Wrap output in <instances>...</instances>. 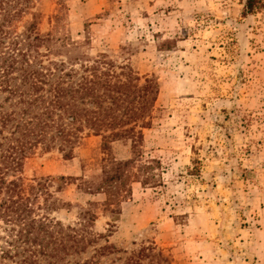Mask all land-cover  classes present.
<instances>
[{
	"label": "rangeland",
	"instance_id": "rangeland-1",
	"mask_svg": "<svg viewBox=\"0 0 264 264\" xmlns=\"http://www.w3.org/2000/svg\"><path fill=\"white\" fill-rule=\"evenodd\" d=\"M245 5L35 0L15 23L21 32L36 14L40 32L54 37L51 59L68 61L66 49L59 48L77 42L73 53L83 59L105 56L118 72L131 69L139 85L146 78L158 83L140 150L144 160H159L161 184L132 182L118 207H110L114 211L106 193L79 189L81 176L98 179L104 156L102 137L88 129L72 158L39 145L25 160L26 182L75 178L62 192L51 188L61 206L51 216L88 229L95 242L70 251L66 264H122L143 246L167 258L158 264H264V11L248 14ZM133 150L120 139L111 154L126 160ZM87 209L94 220L82 215ZM6 235L0 219V264H18L2 257ZM142 264L157 260L145 257Z\"/></svg>",
	"mask_w": 264,
	"mask_h": 264
},
{
	"label": "trees",
	"instance_id": "trees-1",
	"mask_svg": "<svg viewBox=\"0 0 264 264\" xmlns=\"http://www.w3.org/2000/svg\"><path fill=\"white\" fill-rule=\"evenodd\" d=\"M34 1L0 0V219L8 245L1 254L18 264H66L70 251L79 253L95 242L88 229L65 226L51 216L61 209L51 188L62 192L75 178L64 174L26 182L25 160L39 145L72 158L85 129L89 135L101 136V174L94 181L81 176L78 186L106 193L108 208L116 210L132 182L162 183L156 172L159 160H144L140 150L143 128L150 123L146 118L159 90L155 79L146 78L139 85L140 78L131 69L122 66L118 72L105 56L90 61L74 54L77 42L72 48L65 43L59 48L66 49L68 61L49 58L55 53L54 37L40 32L36 14L21 32L15 25ZM245 11H264V0H246ZM120 139L131 142L134 156L126 160L112 156V143ZM114 203L116 207L110 208ZM82 215L95 218L89 209ZM152 250L143 246L122 264H142L145 257L157 264L167 261L161 251Z\"/></svg>",
	"mask_w": 264,
	"mask_h": 264
}]
</instances>
